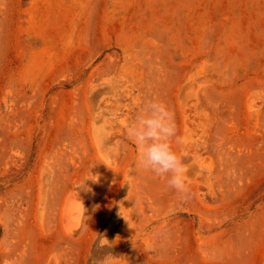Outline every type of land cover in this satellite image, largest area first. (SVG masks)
I'll return each mask as SVG.
<instances>
[{"label": "rangeland", "instance_id": "374dc122", "mask_svg": "<svg viewBox=\"0 0 264 264\" xmlns=\"http://www.w3.org/2000/svg\"><path fill=\"white\" fill-rule=\"evenodd\" d=\"M152 98L185 193L136 167ZM0 264H264V0H0Z\"/></svg>", "mask_w": 264, "mask_h": 264}, {"label": "clouds", "instance_id": "9594fccd", "mask_svg": "<svg viewBox=\"0 0 264 264\" xmlns=\"http://www.w3.org/2000/svg\"><path fill=\"white\" fill-rule=\"evenodd\" d=\"M127 138L137 149L138 169L165 177L167 186L179 193L187 192L185 156L173 148L174 140L180 144L185 141L177 136L174 112L164 101H146L129 125Z\"/></svg>", "mask_w": 264, "mask_h": 264}, {"label": "bare ground", "instance_id": "6f19581e", "mask_svg": "<svg viewBox=\"0 0 264 264\" xmlns=\"http://www.w3.org/2000/svg\"><path fill=\"white\" fill-rule=\"evenodd\" d=\"M78 194H76V199H79V196H77ZM81 199V197H80ZM70 201V199H69ZM72 202V201H71ZM78 201H76L75 203H77ZM81 202V201H80ZM67 203H70V202H67ZM79 203V202H78ZM77 204H73L74 207L71 206V208L68 207V205L66 204V208H65V218H66V221H67V230L68 231H72L75 227H77V224L78 221H79V216H80V213H81V207ZM71 204V203H70ZM69 204V205H70ZM82 206V205H81ZM74 210H77V212H74ZM74 213L76 214V216L74 215ZM78 214V216H77ZM82 214V213H81Z\"/></svg>", "mask_w": 264, "mask_h": 264}]
</instances>
